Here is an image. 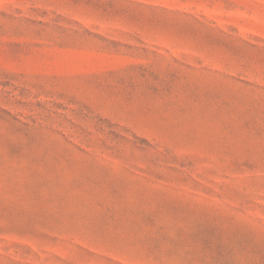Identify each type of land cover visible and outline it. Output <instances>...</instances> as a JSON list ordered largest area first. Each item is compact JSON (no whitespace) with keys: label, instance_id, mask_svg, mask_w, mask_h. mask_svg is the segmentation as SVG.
<instances>
[{"label":"rangeland","instance_id":"374dc122","mask_svg":"<svg viewBox=\"0 0 264 264\" xmlns=\"http://www.w3.org/2000/svg\"><path fill=\"white\" fill-rule=\"evenodd\" d=\"M0 264H264V0H0Z\"/></svg>","mask_w":264,"mask_h":264}]
</instances>
